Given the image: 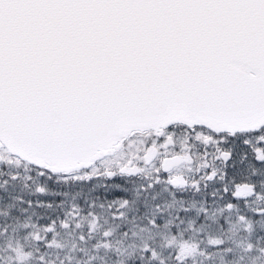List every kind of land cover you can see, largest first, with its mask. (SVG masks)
Returning a JSON list of instances; mask_svg holds the SVG:
<instances>
[{"label": "snow or ice", "instance_id": "obj_1", "mask_svg": "<svg viewBox=\"0 0 264 264\" xmlns=\"http://www.w3.org/2000/svg\"><path fill=\"white\" fill-rule=\"evenodd\" d=\"M0 264H264V0H0Z\"/></svg>", "mask_w": 264, "mask_h": 264}]
</instances>
